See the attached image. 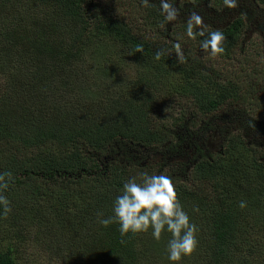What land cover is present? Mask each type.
<instances>
[{"label":"trees","instance_id":"trees-1","mask_svg":"<svg viewBox=\"0 0 264 264\" xmlns=\"http://www.w3.org/2000/svg\"><path fill=\"white\" fill-rule=\"evenodd\" d=\"M263 5L176 0L177 23L185 30L198 12L206 32L223 31L218 57L229 61L246 29L264 33ZM167 26L159 0H0V172L12 173L0 264H172L170 233L121 236L98 218L113 214L123 182L177 164L199 241L180 264H264V131L254 130L255 146L249 128L237 133L221 117L261 95L194 64L202 37L184 33L186 47Z\"/></svg>","mask_w":264,"mask_h":264},{"label":"clouds","instance_id":"clouds-1","mask_svg":"<svg viewBox=\"0 0 264 264\" xmlns=\"http://www.w3.org/2000/svg\"><path fill=\"white\" fill-rule=\"evenodd\" d=\"M151 0H140L142 6L147 7ZM238 0H224L227 8H235ZM159 12L165 22H173L179 18L180 9L176 6V0H159ZM207 25L198 12H191L186 21L185 34L189 39L200 40V48L211 56L223 55L226 37L220 29L205 31ZM177 58L185 61L180 43H175ZM142 49L138 48L137 51ZM161 58V52L157 51L155 59ZM140 181L135 177L129 178L122 184L112 204V215L104 217L100 215L98 223L109 226L113 223L119 225L121 236L129 233L135 235L148 233L156 241L161 239L164 232L170 233L166 245L167 259L172 264H180L184 257L190 256L198 246V227L192 222L188 212L178 197V191L172 176L167 174H149L141 172ZM12 181L11 171L0 172V217H6L11 211V201L4 193L8 190ZM240 207H246L245 201H240ZM195 210V209H194Z\"/></svg>","mask_w":264,"mask_h":264},{"label":"rangeland","instance_id":"rangeland-1","mask_svg":"<svg viewBox=\"0 0 264 264\" xmlns=\"http://www.w3.org/2000/svg\"><path fill=\"white\" fill-rule=\"evenodd\" d=\"M241 0H238V3ZM250 0H246L249 2ZM191 6V5H190ZM204 8V7H203ZM264 8V5L262 6ZM192 10L198 9V7H192ZM224 9V8H222ZM207 12H202L203 16H206ZM214 24H220L222 17L216 16L213 19H208ZM167 30L170 33L171 41L172 39L177 40L182 33L183 41L186 42L185 46H191L189 39H186L185 30L182 29L180 23L176 21L167 22ZM208 29V27L206 28ZM248 33H243L242 38H247L246 43L243 47L239 46L235 50V55L232 59L224 60L218 56H211L207 51L198 50L193 55L194 64H203L214 69V71H221L222 75L233 76L239 79V83L245 84V89L247 90L248 98H257L260 94L261 99L256 107L251 108V103L243 105H229V109L226 111L227 114H224L222 117V122L228 128H232L235 132H240L241 134H246V129L249 128L250 132L248 134V139L251 140V144L257 146L259 145L256 141L259 140L254 135V130L264 131V34H261L260 31L254 29L253 26H250V29H246ZM177 35V36H175ZM241 77V78H240ZM259 93V94H258ZM199 127V126H198ZM198 129H196L197 131ZM217 140H222L220 131L215 130ZM172 140H180V138H173ZM264 152V148L260 149ZM139 152V151H138ZM137 152V153H138ZM140 153V152H139ZM263 155V154H262ZM182 165H173L170 167L164 166L162 174H169L174 180V184H177L182 178V171L180 172ZM47 257V256H46ZM26 260H34L33 258L26 257ZM47 260V258H46Z\"/></svg>","mask_w":264,"mask_h":264},{"label":"flooded vegetation","instance_id":"flooded-vegetation-1","mask_svg":"<svg viewBox=\"0 0 264 264\" xmlns=\"http://www.w3.org/2000/svg\"><path fill=\"white\" fill-rule=\"evenodd\" d=\"M261 34H264V33H261ZM246 39L247 38H241V44H242V46L241 45H239V46L243 47V45L246 43Z\"/></svg>","mask_w":264,"mask_h":264}]
</instances>
